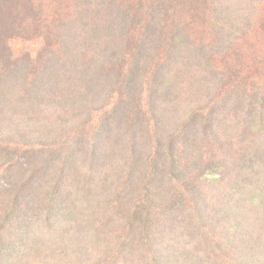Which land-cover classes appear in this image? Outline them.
I'll list each match as a JSON object with an SVG mask.
<instances>
[{
	"label": "rangeland",
	"instance_id": "1",
	"mask_svg": "<svg viewBox=\"0 0 264 264\" xmlns=\"http://www.w3.org/2000/svg\"><path fill=\"white\" fill-rule=\"evenodd\" d=\"M104 1L0 0V214L3 209L10 213L7 205L14 201L19 203L18 212L35 221L27 228L25 222L6 225L13 227V240L21 250L11 253L4 264H150L144 251L126 245L118 249L115 242L135 235L128 229L132 203L124 184L129 181L123 180L126 177L120 169L128 151L125 140L116 137H123L121 132L127 128L118 127L119 135L111 134L109 139L98 136L95 128L116 102V94L87 82L91 71L85 76L77 72L81 62L86 69L92 53L81 47L90 40H82L78 31H89L92 24L79 16L103 7ZM111 1L118 3V10L125 8L130 13L127 20H117L125 34L107 39L124 48V56L134 48L133 36L142 27L158 22L159 28L169 24V28L180 29V50L175 54L181 61L168 73L165 70V84L151 97L152 106L158 109L157 121L162 120L170 132H177L186 129V122L191 120L197 138L206 137L203 144H210L212 135L202 128L206 114L216 106L211 124L231 149L227 157L208 147L204 156L209 154L208 158L220 165L226 163L225 169L232 167L237 172L226 173L228 170L222 172L220 168L205 176L209 181L199 180L209 194L207 212L223 225L226 219L239 222L240 226L231 231L254 240L257 253L264 248V219L259 215L264 205V137L259 140L252 135V128L261 124L259 106L264 103V0H207L208 7L197 10L190 9L191 0H172L167 15H152L153 9L147 13L153 0ZM74 26H79L75 32ZM68 31L73 41H78L75 46H80L76 65L69 64ZM93 47L96 53L105 51L102 42ZM95 67L90 65V69ZM134 106H140L141 124L152 128L151 115L155 114L146 111L149 107L144 99L130 107L132 115L137 114ZM195 112L202 114L193 118ZM145 127H136L134 135L141 139L138 142L144 155L149 150ZM247 161L253 166L251 175L239 170ZM198 164L204 165L203 158ZM132 180L133 189L141 186L138 173ZM52 189L64 210L73 213L69 220L61 221L59 229L46 226V205ZM251 192H257L253 199ZM169 212V217L175 218L174 228L164 226L155 232V239L159 242L158 234H170L185 242L183 237L190 235L187 221L192 210L179 205ZM225 212L230 213L227 218ZM151 220L157 221L155 217ZM193 231L190 237L195 239L186 246L174 241L153 248L171 259L184 251L200 252L207 246L201 241L205 236L196 226ZM206 242L210 245L208 239ZM143 246L147 252L148 247ZM246 260L254 262L248 254ZM180 263L186 264L182 259L172 262Z\"/></svg>",
	"mask_w": 264,
	"mask_h": 264
},
{
	"label": "trees",
	"instance_id": "2",
	"mask_svg": "<svg viewBox=\"0 0 264 264\" xmlns=\"http://www.w3.org/2000/svg\"><path fill=\"white\" fill-rule=\"evenodd\" d=\"M171 2L172 0L149 1L150 6L147 9V13L153 9L155 11L152 15L163 12L167 15L168 12L166 11ZM101 3L103 7L91 10V12L85 11L79 16L81 17L80 19L88 20L90 21V25L92 24L89 31H83L78 28V31L82 32V40L87 42L90 40V44L87 45L89 47H81H85L89 51L91 50L92 53L89 57L91 61H86L85 63L86 69L83 68V63L81 62V68L77 72L79 75L85 76L88 74V71H91L87 82L93 81L94 88L103 85L106 87L104 91H113L116 94V102L102 115L100 123L95 128L98 136L103 134L105 135L104 138L109 139L111 134L117 133L119 135L116 131L118 127L120 128L122 125H125V128H127V130L121 132L123 137H116L121 139V141L125 140V146L128 151L126 154L127 161L121 165L120 169L122 170V176L126 177L123 180L129 181L128 184H124V190H128L126 195L130 194V202L132 203L131 210L128 212V229H132L135 235L115 240L119 244L118 249L126 245L134 251L142 250L145 256L150 258V264H172L173 261L177 262L179 259H182L186 264H264V248L257 250V253L261 254L257 258V253L253 246L254 240L244 238L243 236L239 237L235 232H232L240 226L239 222L231 223L226 219L223 225L220 220L209 216L207 212L208 204L206 202L209 201V194L201 186L199 180L204 179L205 181H209L210 178L206 179L205 176L207 174L213 175L220 168L222 172L228 170L226 173L232 174L234 171L237 172V170L233 171L232 167L225 169L226 163L220 165L213 158H208L209 154L204 156V154L208 153L205 151L208 147L220 150L221 156L226 155L227 157L228 151L231 149L230 146L223 144L220 137L218 138V133L214 132L217 131L216 127L211 124V121L214 120L212 114L216 112V106L212 110L214 113L208 112L206 114V121L203 123L202 128V132L207 134V131H209L212 135L210 136L212 140L210 144H203L206 137L197 138L195 125L191 120L186 122V129L177 132H170L162 124V120L157 121L158 109L156 106H152L154 102L151 97L152 94H157L161 90L162 85L165 84L163 79L166 75L165 70L168 73L174 65L181 61L179 58H176L177 54H175L177 50H180L179 42L177 41L179 37L177 32L180 29L169 28V24L164 25V28H159L158 22L157 24L153 23L150 26L142 27L138 35L133 36L135 37L133 41L134 48L124 56L125 49L107 39H112L114 35L125 34V32H120L123 27L122 22L118 24L117 20L122 17L127 20L130 13L125 8L118 10V3L111 0H105ZM120 5L127 6L123 3ZM202 6L208 7L207 0H191L190 2L191 10L200 9ZM113 8H115L114 13H112ZM79 22L80 20H76L75 24H79ZM76 27H73L74 32L77 29ZM69 32L65 35L70 38L67 44L70 45L69 64L76 65L80 59V46H75V43L78 44V41L74 42V37L71 38L70 36L73 35ZM100 42L103 43L105 51L103 49L102 52L98 51L96 53L93 46H99ZM90 65L96 67L90 69ZM142 99H144V103L147 106L150 100L152 101L151 106H148L149 108L146 109L147 112L155 114L151 115L153 120L152 128L141 124L143 115L140 112V106H134L136 115H132L131 113L133 109L130 107L134 103L140 104ZM223 101L225 102L224 99ZM259 109L261 124L252 128V130L255 128V132L252 135H256L261 140L264 137V103L259 106ZM200 114L202 113L195 112L192 117L195 118ZM159 125L161 129L158 130ZM141 126L142 128L145 127L149 133L146 139L149 150L145 155L138 142L141 139H139V136L137 140L134 137L136 127L140 128ZM132 127H134L133 130L129 129ZM125 134L130 137V140L125 139L127 137H124ZM94 149L91 147V153H94ZM201 158H203L204 165L198 164ZM65 162H67V159ZM72 162L74 163V161ZM195 167H198V172L195 171ZM200 167L205 171H201ZM239 170L245 172L247 175L254 173L250 161L241 164ZM136 173L141 178V186L133 189L132 178H135ZM216 186L218 190L220 184ZM130 189L131 191L129 192ZM256 193L251 192L250 199H253V195ZM56 197V191L50 190L48 205H46V213L48 214L46 216L48 220L46 226L49 225L50 228L56 226L59 229L62 225L61 221L64 219L69 220L73 213L65 211L61 203L58 202V197ZM262 198L264 199V194H262ZM179 205L192 210L190 214L191 218L187 221V229H190L191 235V233L194 234L193 230L196 226L204 234L205 238L201 239V241L206 243L207 246L200 252L196 250L195 253L184 251L178 256L172 255V259L169 256L165 258L157 253V249H154L153 245L161 243L171 244L176 241L186 246L187 243L195 239V237L191 238L188 235L183 237L184 242L180 236L178 239L170 234L166 237H161L158 234L159 242L155 239L157 237V233L155 232L162 230L164 226L169 229L174 228L175 223L173 222L175 218L169 217V210H174ZM7 206L11 207L12 211L8 213L3 209V216L0 214V264L2 262L4 264L5 258L10 257L11 253L14 254L15 251L18 253L21 250L13 240L14 235L10 230L13 227H6V225L8 223L19 225L25 222L24 227L27 228L35 222L26 215L24 216L21 211H17L19 210V203L12 201ZM262 211L259 215L264 219V205L262 206ZM228 214L230 213L225 212L224 216L227 218ZM153 217L157 221L153 222L151 220ZM159 227L161 228L159 229ZM213 233L215 234L213 235ZM220 235L221 238L219 237ZM23 236L32 240L28 234H23ZM207 239L210 241V245L206 242ZM28 243L30 245L31 241L28 240L27 245ZM143 245L148 247L147 252ZM223 250L227 252L225 253ZM153 251L158 255H155ZM199 253H202V256ZM247 254L254 258L253 263H249L246 260Z\"/></svg>",
	"mask_w": 264,
	"mask_h": 264
}]
</instances>
